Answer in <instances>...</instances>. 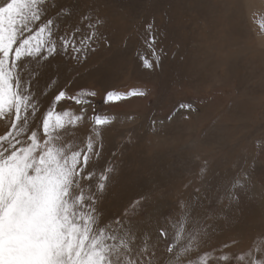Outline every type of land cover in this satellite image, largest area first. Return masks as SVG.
Returning <instances> with one entry per match:
<instances>
[{"label": "rangeland", "instance_id": "obj_1", "mask_svg": "<svg viewBox=\"0 0 264 264\" xmlns=\"http://www.w3.org/2000/svg\"><path fill=\"white\" fill-rule=\"evenodd\" d=\"M79 4L98 6L107 18L111 47H101L75 72L61 63L58 85L72 82L67 98H54V91L42 81L35 100L19 101V121L11 114V125L0 121V138L20 137L26 151L40 149L51 165L53 184L61 180L73 190L83 184L85 199L88 181L79 179L76 168L81 154L99 157L93 165L97 174L114 163L116 171L102 201L105 222L115 229V218L126 219L150 244L157 242L161 228L169 242L181 225L182 240L189 231H199L205 242L198 253L189 254L193 264H199L205 251L224 244L240 254L253 242L264 241V36L245 24L250 13L264 14V0H79ZM151 17L168 32L165 43L170 53L155 72L142 70L136 60L135 31ZM127 36L132 39L125 46ZM77 88L95 90L98 117L79 103L85 95ZM109 89L120 93L136 89L144 95L105 105ZM182 103L194 104L197 111L187 116L179 107ZM170 115L169 122L158 123ZM97 118L111 122L98 124ZM198 156L209 160L203 174ZM242 167L251 173L247 181L240 176ZM238 178L244 187L232 188ZM96 186L94 178L91 188ZM229 189L239 191L238 203H230ZM144 193L145 208L137 214L129 210L124 217L123 211Z\"/></svg>", "mask_w": 264, "mask_h": 264}, {"label": "snow or ice", "instance_id": "obj_2", "mask_svg": "<svg viewBox=\"0 0 264 264\" xmlns=\"http://www.w3.org/2000/svg\"><path fill=\"white\" fill-rule=\"evenodd\" d=\"M245 24L249 30L264 36V14L250 13ZM106 25L107 18L100 14L98 6L81 8L79 0L71 3L0 0V121H8L9 114L19 121L22 110L19 101L25 97L35 100L42 81L45 88L54 91V98H67L72 82L67 87L58 85L60 64L75 72L101 47L110 48ZM135 32L139 44L136 60L140 68L147 72L160 70L170 55L165 43L168 32L155 17L144 20ZM129 39L132 36L125 38V46ZM175 55L171 53L172 58ZM75 91L84 92L85 100L79 103L98 117L100 113L93 108L95 90L77 88ZM137 95L144 93L136 89L124 93L109 89L105 90L103 103H116ZM179 107L187 116L197 111L192 103H182ZM171 119V115L163 117L158 123L163 125ZM8 122L11 125L12 121ZM106 122L111 121L97 118L98 124ZM153 123H157L155 117ZM25 149L27 145L20 137L0 138V264H193L189 254L198 253L205 242L204 234L199 231H189L182 240L185 228L181 225L175 239L169 242L168 233L161 228L157 242L150 244L149 238H140L126 219L115 218V229L105 222L102 201L108 181L116 171L114 163L109 162L97 174L93 165L99 157L81 154L82 160L76 168L79 179L88 181L85 199L83 184L75 190L61 180L53 184L51 165L42 151ZM197 158L203 174L208 170L209 160L207 156ZM250 175L248 169L241 168L244 181ZM94 178L97 186L92 189ZM76 182L74 178L72 184ZM237 185L244 187L239 178L232 188ZM147 196L148 193L141 194L122 215L127 217L129 210L137 214L145 208ZM227 196L230 203L240 201L239 191L229 189ZM75 198H78L76 203ZM231 247L224 244L220 249L205 251L199 264H264V241L253 242L240 254L232 252ZM217 251L218 257L213 255Z\"/></svg>", "mask_w": 264, "mask_h": 264}, {"label": "bare ground", "instance_id": "obj_3", "mask_svg": "<svg viewBox=\"0 0 264 264\" xmlns=\"http://www.w3.org/2000/svg\"><path fill=\"white\" fill-rule=\"evenodd\" d=\"M146 232H147V230H146ZM142 235H145L144 232L141 233L140 238H144V237H145V236H142ZM152 239H153V238H152ZM150 241H151V240H150Z\"/></svg>", "mask_w": 264, "mask_h": 264}]
</instances>
